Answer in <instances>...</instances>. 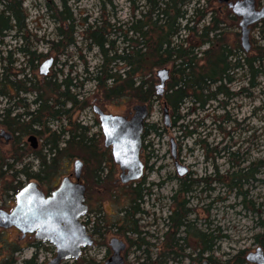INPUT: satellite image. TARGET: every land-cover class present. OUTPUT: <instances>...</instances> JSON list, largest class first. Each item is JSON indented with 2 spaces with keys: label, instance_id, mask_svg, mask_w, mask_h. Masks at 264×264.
Returning <instances> with one entry per match:
<instances>
[{
  "label": "rangeland",
  "instance_id": "rangeland-1",
  "mask_svg": "<svg viewBox=\"0 0 264 264\" xmlns=\"http://www.w3.org/2000/svg\"><path fill=\"white\" fill-rule=\"evenodd\" d=\"M137 1L140 5L142 4V0ZM194 1H200L202 5L207 0ZM63 2H65L74 20L72 29L68 21L58 22L52 18L53 11L51 12L46 6V4H53L57 11L60 12ZM255 2L257 8L264 6V0H255ZM208 9L214 10L216 15L222 20L221 30L225 41L228 43V48L234 51L237 42L240 45L239 19H231L233 15L227 5L218 4V0L211 1ZM23 10L27 16L25 21L26 29L23 35L29 39L27 44L31 42L32 48H36L38 54L46 55L49 53L48 47L44 42L56 39V29L58 27L62 28V33L65 37L72 35L74 38L75 46L68 48L63 55L57 56L54 53L50 55L56 61L50 71L51 76L62 71L63 75L69 74L72 78L78 76L77 82H84L81 90L76 89L75 91L78 92L80 90L81 96L88 101L90 106L80 114L76 112L74 119L77 118L81 124L91 127V133L100 131L99 123L92 111L94 105L104 112L115 116L128 115L135 105H141L129 95L108 101L103 100L101 99L102 94L95 88L94 84L85 81L88 76L87 73L93 71L100 62V58L97 50H89L87 43L84 42L82 37L83 28L86 24L91 25L94 23V20L102 19L109 21L111 24L117 22L116 26L120 27L119 32L123 31L124 26L122 23H125L130 17L128 0H112V7L109 6L107 0H23ZM13 33L14 31L8 33V37H4L0 44V79L3 77L2 71L6 66L9 46L11 42L12 44L15 43L9 39ZM249 39L251 48H253V39L257 41L258 38L252 28ZM16 41L17 45H22L20 39ZM115 46L116 48L122 47L120 38L116 41ZM206 48L207 46H204L202 50ZM14 59L16 62L13 66L11 65L13 69H21L25 74L31 71L38 72V68L31 69L28 67L27 58H24V56L15 53ZM164 68L169 71L172 69L170 64ZM159 69L162 68L152 70L151 74L148 73L145 78L153 86L154 91L155 86L158 84L155 74ZM56 77L57 80L61 79L60 76ZM256 82L257 88L247 91L251 95L250 97L237 95L232 97L230 101L221 99L220 102L227 103L223 108H218L219 104L217 103H209V106H205L203 111L193 109L192 113L188 114L186 107L189 104L184 105V108L179 111L181 121L179 120L174 128L170 126V129H166L163 124L164 103L162 99L152 104L149 109L150 115L147 124L156 125L165 131L160 135L149 132L143 140L141 159L145 163L142 179L145 180V184L142 189H145V191H141L142 199L137 204L140 214H134L133 218L129 215L125 219L124 215L130 205V198L128 197L130 188L136 187V184L120 185L115 183V181L119 180L120 171L112 160L107 161L106 163L108 164L106 166L103 165L104 171L101 174V178L104 181L102 180L97 185L92 181L91 177L94 165H88L87 168H84L83 174L86 179L84 183L89 187L90 191L88 199L89 213L86 216L89 219L88 229L90 231L91 227L99 219L105 225L106 233L104 234V239L99 236L94 239V245L84 251L82 259H93L95 262L103 264L111 253L108 248V242L113 238L123 240L127 245L124 253V264L140 263L137 257L141 255L145 248L149 249L152 257H155L161 251L164 246L163 236L168 230V220L165 219L174 210L175 204L171 197L177 192L175 181L177 175L175 174L170 152V140L173 139L177 144L179 162H181V159H186L187 164L193 165L196 180L203 179L208 174L215 173L216 175L215 189L213 194H211L214 199L213 211L206 212L204 209L207 204L206 196L203 193L204 184L191 188L193 199L190 198L189 204L186 206L192 210V215L189 216L188 220L194 221V227L198 230L212 233L215 237L214 252L208 254V256L212 255L215 264H225L229 260L231 261L229 264H239L241 261L244 262L243 264H249L245 260L246 256L260 248L254 236L259 232L256 226L257 217L259 215L264 216V167H260V171L254 176V179L249 178L248 182L239 184L236 189L230 188L229 177L235 170L248 167L250 162L262 161L264 163V77L258 78ZM29 84L33 87L31 82ZM167 85L166 91L168 90ZM226 88H228L230 93H238L240 88L247 90L249 88L248 79L243 76V73L238 74L231 86ZM22 97H28L29 100L33 98L26 95ZM6 107H9L7 99L0 97V113ZM23 110H26V108H19V110L13 111L11 117ZM169 113L171 120H173L171 111ZM51 127L52 130L56 129L55 124ZM188 131H194V133L188 136ZM37 140L38 147L36 149L38 152L41 150L42 144L38 138ZM200 140L205 141L204 144L207 147L217 150L212 155L215 160L213 168L203 160L204 146L197 144ZM11 144L8 143L7 145L4 143V139L0 140V152L4 155V163L13 164V159L10 158ZM100 144V147L103 148L102 136ZM27 148L19 152V155L22 156H20V162L15 164L14 171L26 169V172L32 175L37 171V161L29 153V146ZM228 151L231 153L237 152L238 158L230 156ZM6 168L4 166L3 171ZM69 169L68 173H72V166ZM10 175L6 174L3 178H0V210L5 212H9L15 204L13 192L4 190L12 181ZM30 180L34 179L29 178L25 174H20L16 178V182L21 183V185H25ZM163 182L165 185L162 189L156 187L157 184ZM48 186L50 184L45 183L44 186L41 185V188L46 192ZM177 200L179 201V196ZM132 219L136 221V227L142 233L140 237L149 243V246H142L141 252L135 250V244L131 245V243L138 242L136 236L129 233L128 223ZM83 221H85V217ZM117 221L120 224L115 226ZM101 225L99 226L100 228L102 227ZM19 237V233L13 229L0 233V259L10 251L12 246L22 248L21 252L15 255L18 259V264L23 260H30L34 255L37 257V264H47L54 257L55 251L50 245L43 244L41 249L36 250L33 247L35 243L33 239L20 242ZM188 244L190 246L189 252H192L197 242L190 237ZM68 263L72 264L71 261Z\"/></svg>",
  "mask_w": 264,
  "mask_h": 264
},
{
  "label": "trees",
  "instance_id": "trees-1",
  "mask_svg": "<svg viewBox=\"0 0 264 264\" xmlns=\"http://www.w3.org/2000/svg\"><path fill=\"white\" fill-rule=\"evenodd\" d=\"M211 1L215 0H207L201 5L200 1L194 0H142L140 5L137 0H128L130 17L122 23L123 31L119 32L120 27L116 26L117 22L111 24L102 19L94 20L91 25L86 24L83 28V40L87 43L89 50H97L100 62L91 73H87L85 81L93 83L102 94L101 99L107 101L129 95L137 103L146 104L150 109L154 102L162 99L169 112L171 111L173 128L181 118L179 111L184 108V105L189 104L186 108L190 114L193 109H198V102L203 107L208 100L219 96L232 98L245 94L244 96L250 97L247 91L256 89V80L264 77V18L252 27L258 38L257 41L253 39V48L250 46V51L245 53L237 42L234 52L228 48V43L225 41L221 30L222 20L214 10L208 9ZM107 3L112 7V0H107ZM46 6L51 12L53 11L52 18L58 22L68 21L71 29L73 28L74 20L65 2L60 12L53 4H46ZM26 19L23 0H0V44L11 31L16 32L17 37L21 36L26 42L21 52H24V56L27 57L26 62L29 68H39L40 59L47 60L53 53L57 56L63 55L68 48L75 46L76 42L72 35L65 37L62 28L58 27L56 39L44 42L48 47V54L31 52L27 44L29 39L23 35ZM231 19L235 20L236 17L232 16ZM118 38L122 44L120 48L115 46ZM204 46L207 48L202 50ZM52 59L55 63V59L53 57ZM6 60L8 64H12L10 55ZM8 64L3 69L7 68ZM168 64L172 67L171 81L168 82L165 95L159 98L155 96L156 91L145 78L148 73L151 74L152 70L164 68ZM241 73L248 79L247 90L241 88L238 93H230L227 88L223 89L221 84L223 80L232 83ZM56 76H60L61 79L57 80ZM77 77L72 78L69 74L63 75V72L59 71L50 75L48 79L45 78L40 88L37 81H32V89L36 88L40 91H35L38 94L33 102L35 109L29 112V108H26L31 114L28 122H19L20 114H14L11 117L13 111L22 107L3 108L0 113V128L11 135L10 158L13 159V164L4 163V155L0 152V178L6 174H11L12 178L4 189L6 192L11 191L13 195H16L20 187L16 178L20 174L50 184L51 180L57 179L69 168L74 159H80L84 168L94 165L92 181L96 185L101 181L103 165L111 158L109 152L104 147H100L102 136L100 131L91 133V127L81 124L77 118L74 119L76 112L80 114L90 106L80 93L84 82H77ZM4 78L2 77L0 81V96L7 92ZM13 85L16 89L20 88L18 84ZM76 89L80 90L76 92ZM224 104L219 107L223 108ZM54 124L56 129L52 130L51 126ZM96 125L98 126L97 123ZM164 131L156 125L146 124L142 140L149 132L160 135ZM193 133L194 131H188L187 135L191 136ZM31 135L41 141L42 148L38 152L37 149H31L27 141V137ZM27 146L30 148L29 153L37 161V171L32 175L26 172V169L14 171L15 164L20 162V156H22L19 152L28 149ZM228 154L238 158L237 152L228 151ZM4 166L7 168L3 171ZM260 167H264V163L256 161L250 162L246 168L235 170L229 177L230 188L236 189L239 184L248 182L249 178L254 179ZM50 187L48 186V190ZM138 190L136 187L130 188L128 196L130 205L125 211V219L129 215L133 218L134 214H140L137 204L141 201L142 194ZM189 190L190 186L187 187V192ZM178 193L177 191L171 197L176 207L165 219L168 220V230L163 236L164 246L155 257L151 256L148 248L142 251V246H149V243L140 237L142 233L137 229L136 221L132 219L128 223L129 233L136 236L138 241L131 245L135 244L136 251H142L137 257L140 261L138 264H169L171 260L176 261L177 264L185 262L186 264H202L204 259L215 264L212 255L208 256L214 252L215 237L212 233L196 229L188 220L190 214L182 212L183 210L177 204ZM101 224L102 221L98 219L96 225ZM115 224L118 226L117 223ZM256 226L259 232L254 239L264 251V216L257 217ZM190 237L197 242L192 252H189ZM20 252L21 249L13 247L0 259V264H18L15 255ZM230 262V260L226 261L225 264ZM243 263L241 261L239 264ZM20 264H37V257L34 255L30 260H23ZM72 264L99 263L93 259L81 258L73 261Z\"/></svg>",
  "mask_w": 264,
  "mask_h": 264
},
{
  "label": "water",
  "instance_id": "water-1",
  "mask_svg": "<svg viewBox=\"0 0 264 264\" xmlns=\"http://www.w3.org/2000/svg\"><path fill=\"white\" fill-rule=\"evenodd\" d=\"M219 4H226L234 17L239 19L240 46L248 53L250 51L249 35L253 25L259 23L264 17V6L256 10L255 0H218ZM53 64V59L45 60L39 67L41 75L45 76ZM159 84L155 87V96L162 98L165 95V85L170 79L168 69H160L156 72ZM133 115L128 120L122 116H115L102 112L97 106L93 113L97 115L100 131L103 137V146L111 148L113 163L119 168L121 184L132 183L143 176L144 166L139 159L142 148V133L144 123L148 118L147 105H135L132 108ZM163 119L166 127H169V110L164 104ZM0 139L8 144L11 135L6 131L0 132ZM30 147L36 149L38 142L36 137L28 138ZM170 151L175 157V143L170 140ZM82 166L80 160L74 162V172L78 180ZM175 172L182 176L185 172L182 165L175 163ZM35 191V194H33ZM85 201V187L81 184L71 183L68 177H64L57 190L51 197L45 199L41 192L36 190V185L31 184L16 195V205L11 213L0 211V227H18L22 232H30L38 229L36 237L43 242L48 241L56 247V255L47 264H62L64 261L76 260L80 256L81 246L89 244L84 236V226L78 222V218L87 212ZM28 223V224H27ZM26 224L25 226H23ZM29 225L28 228H26ZM116 240L110 241L113 255L104 264H122L119 252L124 246ZM249 264H264V251L257 248L245 258ZM202 264H211L204 259Z\"/></svg>",
  "mask_w": 264,
  "mask_h": 264
},
{
  "label": "flooded vegetation",
  "instance_id": "flooded-vegetation-1",
  "mask_svg": "<svg viewBox=\"0 0 264 264\" xmlns=\"http://www.w3.org/2000/svg\"><path fill=\"white\" fill-rule=\"evenodd\" d=\"M5 37H8V36L6 35ZM9 39H11L13 42H15L14 44H12V42H11V45L9 46V51L7 53L8 54L7 58H9V55H10V60L12 61V64H8V61L6 60V64H8V66H7V68L3 69L2 76L5 77L4 80L6 79V90H7V92H6L5 95H2L0 97H5L7 99V101H8V103H9L10 107H16V106L22 107V108L31 107V108H29V112H31V111H33L35 109V105H33V102H34L35 98L38 97V94L35 93V91L37 92V91H40V90L39 89L37 90L36 88H35V90H33L32 89L33 88L32 85L28 84V83H30L32 81H37L38 82V88H40L42 86V83H43V80L45 79V77L47 79L50 77L51 71L49 70L48 74L44 77V76H42L40 74L39 69H38V72H32L31 71L30 73L28 72V74H25V72L23 70H21V69H17V70L13 69L12 66L16 62L15 59H14V55H15V53H18V54H20L22 56L25 55L24 52H21V50H23L25 48L26 42L23 40V38H21V36L17 37V34L15 32L13 33V35H11L9 37ZM17 39L21 40V43H22L21 46L16 44V42H17L16 40ZM28 46H29L31 52L35 51V53L38 54L37 49L36 48H34V49L32 48L31 42L28 44ZM24 58H27V57L24 56ZM41 63H42V61L40 59L39 64H41ZM0 81H1V79H0ZM170 81L171 80L167 81L166 84H168V82H170ZM232 83H229L226 80H223L221 84H222L223 89H226V87L231 86ZM13 84H18L20 86V88L16 89V87ZM215 86H216V84L213 87L215 88ZM240 90H241V88L239 89V92H240ZM165 92H166V86H165ZM24 95L29 96V97H33V98L31 100H29L28 97H24L23 98L22 96H24ZM242 95L244 96L245 94H241L240 96H242ZM221 99H223V100L227 99V101H230L232 98H225V97L219 96L218 98H214V99L208 100L203 107H201V103L198 102V104H197L198 109L197 110L203 111L205 106H209L208 105L209 103H217V104H219L221 106V105L224 104V103L219 101ZM219 105H218V108H219ZM224 105H227V103H225ZM100 110L102 112H104L102 109H100ZM92 111H93V109H92ZM104 113L110 114L108 112H104ZM19 114H20L19 118H18L19 122H28L31 119V114L28 113L27 109L23 110V111H20ZM132 115H133V112L131 110L128 113V115H125V116H122V117H124V118L129 120L132 117ZM149 115H150V110L148 108V118H149ZM95 118L98 121V118H97L96 115H95ZM148 118H147V120H148ZM147 120L144 123V129H145V126L147 124ZM171 124H172V120L170 118V113H169V127H165V128L169 129L170 126H172ZM143 132H144V130H143ZM142 135H143V133H142ZM204 142L205 141L200 140L197 144L199 146H202V145L204 146V150H203L204 151V159L203 160L206 162V164H210L211 168H213L215 160H214V157L212 155H214V153L217 152V150L215 148L207 147V145H205ZM142 147H143V140H142ZM104 149H106L109 152L111 159L108 160V161H111L112 160L111 148H105L104 147ZM141 154H142V148H141V151H140L139 159L143 163L144 171H145V163L141 159ZM209 154H211V155L209 156ZM172 159H173V165L174 166H175V163L177 162L178 164L182 165V167H184V169H185V172H184V174L182 176H178V174L175 172V174L177 175L175 177V181H176L177 191L179 192L178 193L179 194L178 195L179 196V202L177 204H179V206L181 207V210H183L182 212H188L190 215H192V210L188 209L186 206H188V204H189V199L192 198V194H191L192 189L191 188L193 186H199L200 184H204V187H203L204 192L203 193L205 194L206 199H207V204L205 205L204 209H205L206 212L213 211L214 199L211 197V194H213V192H214V189H215L214 186H215L216 181H217V179L215 178V176H216L215 173L214 174H208L205 178H203V179L200 178L199 180H196L195 179V173H194V170H193V165L187 164L186 163V159H184V160L181 159V162H179L178 157H177V144L176 143H175V157H172ZM76 160H80V159H74L73 162L70 164V166H72V173L71 172L68 173L69 170H70L69 169L70 166H69V168L60 175V177H58L57 179L51 180V182H50V186L51 187L49 188V190H48V187H47L46 192L43 191V188H41V185L44 186V184L46 182L45 181H39V180H37L38 181L37 182V181H35L36 179H34V180H30L25 185H21V183H19L20 187H19V191L16 193V195L21 190H23L24 188H27L29 185L34 184V185H36V190L41 192L42 195L44 196V198L47 199V198L51 197L52 194L57 190L61 180L64 178V176L67 173H68V175L65 176V177H68L71 183H77L78 182L79 184L83 185L85 187V201H84V203L87 206V212H86L85 215L80 216L78 218V222L82 226H84V236L88 239L89 244H87L85 246H81V248H80V256L78 258V259H81L84 251L87 248H90V247H92L94 245V239L97 238V236L102 237L104 239V234L106 233V227H105V225L102 224L101 225L102 227L100 228L99 226L96 225L97 221L96 222L94 221L95 222L94 226L91 227L90 231L88 229L87 225L89 224V219L86 216L89 213L88 199H89L90 191H89V187L84 183V181L86 179H85V175L83 174L84 173L83 172L84 164H83V162L81 160L80 161L82 162V166H81L80 171H79L78 180L76 179L75 172H74V162ZM112 162H113V160H112ZM106 164H108V163H105V166H106ZM174 169H175V167H174ZM205 171H206V168H205ZM120 174H121V172H120ZM143 176H144V173H143ZM143 176L140 179L132 182V184H134V183L136 184L135 185L136 188L139 189L138 192L145 191V189H142L144 187V184H145V180H142ZM119 177H120V175H119ZM59 178H61V180H59ZM58 180H59V182H58ZM57 182H58V184H57ZM101 182H102V179H101V181L99 183H101ZM115 183H119L120 185H123V184H121L120 180L115 181ZM128 184H131V183H128ZM164 185H165V183L163 182V183L157 184L156 187H158L159 189H162L164 187ZM188 186H190V190L187 192V187ZM33 194H35V191H34ZM16 195L13 196L14 197V203H15L14 206L12 207V209L9 212H6V213H11V211L14 209V207L16 205ZM175 207H176V204H175ZM0 211H2V210H0ZM84 217H85V221H83ZM190 221L192 222V224L194 223V221H192V220H190ZM118 224H120V222L117 221V225ZM25 225L26 224H24L23 226H25ZM28 227H29V225L26 228H28ZM11 229H13V230H15V231H17L19 233V236H20L19 237V241L20 242L25 241L27 239H33L35 241L33 247L36 250L41 249L43 247V244L50 245L54 249L55 255H56V247L53 244H51L48 241L43 242L40 238L36 237V233L38 232V229H36V230H34L32 232H30L28 230H24L25 232H22L16 226H11L9 228L0 227V233L2 231H7V230H11ZM111 240H116L118 243H120L121 245L124 246L123 251L119 252V256H120V259L122 260V264H124L125 263L124 253L126 252V249H127L126 243L123 240H120L118 238H113ZM111 240H109V242H108V248H109V251L111 253H110L109 257H107L105 259V261L107 259H109L113 255V250L110 247V241ZM121 245H120V247H121ZM13 247H17L19 249H22L19 246H12L11 249ZM55 255H54V257H55ZM78 259H76V260H78ZM70 261L73 262L75 260H70ZM67 262H69V261H64V262H62V264L67 263ZM169 264H177V263H176V261H172L171 260L169 262Z\"/></svg>",
  "mask_w": 264,
  "mask_h": 264
},
{
  "label": "bare ground",
  "instance_id": "bare-ground-1",
  "mask_svg": "<svg viewBox=\"0 0 264 264\" xmlns=\"http://www.w3.org/2000/svg\"><path fill=\"white\" fill-rule=\"evenodd\" d=\"M259 9H260V8H257V7H256V10H259ZM230 11H231V10H230ZM263 18H264V17H263ZM253 26H254V25H253ZM249 43H250V39H249ZM250 46H251V45H250ZM49 59H50V58H49ZM42 63H43V62H42ZM52 65H53V64H52ZM51 67H52V66H51ZM162 69H165V68H162ZM49 70H50V69H49ZM159 70H160V69H159ZM156 72H157V71H156ZM47 74H48V73H47ZM47 74H46V75H47ZM46 75H45V76H46ZM155 75H156V74H155ZM42 76H43V75H42ZM156 78H157V77H156ZM157 80H158V79H157ZM169 80H170V79H169ZM169 80H168V81H169ZM166 83H167V82H166ZM158 84H159V81H158ZM158 84H157V85H158ZM157 85H156V86H157ZM156 86H155V87H156ZM165 86H166V85H165ZM155 91H156V89H155ZM95 106H96V105H94V106L92 107V109H93ZM98 108H99V107H98ZM99 109H100V108H99ZM94 115H95V114H94ZM96 116H97V115H96ZM116 116H119V115H116ZM164 125H165V124H164ZM165 127H166V126H165ZM31 136H33V135H31ZM31 136H29V137H31ZM29 137H28V138H29ZM34 137H35V136H34ZM27 141H28V139H27ZM28 143H29V142H28ZM174 143H175V142H174ZM29 144H30V143H29Z\"/></svg>",
  "mask_w": 264,
  "mask_h": 264
}]
</instances>
